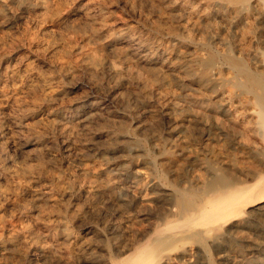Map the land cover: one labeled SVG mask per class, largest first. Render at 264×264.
<instances>
[{"label": "bare ground", "instance_id": "1", "mask_svg": "<svg viewBox=\"0 0 264 264\" xmlns=\"http://www.w3.org/2000/svg\"><path fill=\"white\" fill-rule=\"evenodd\" d=\"M78 1L0 0V264H264V0Z\"/></svg>", "mask_w": 264, "mask_h": 264}, {"label": "rangeland", "instance_id": "2", "mask_svg": "<svg viewBox=\"0 0 264 264\" xmlns=\"http://www.w3.org/2000/svg\"><path fill=\"white\" fill-rule=\"evenodd\" d=\"M108 1H109L108 2V5L111 4V5H109L110 8H112L114 11H116L120 15L122 14L121 16L124 19H126L128 21V19L131 18V19H129L128 22H133V21L134 22H137V24H138L137 26L139 28L140 27L143 28L141 26V25H143V23L140 20L141 19L140 17L145 14V11L144 10L138 9V8H133V9H130V11H129V9L126 7V4H125V1L126 0H117V1L116 0H108ZM84 4H85V1H82V0H80V1L77 2V5L79 7H81V8H83L85 6ZM123 5H124V7H123ZM134 9H136V10H134ZM102 78H103V80H102ZM102 78L98 79L97 81H93L91 83L88 82V80H87V78L85 77L84 74H81V75H79V76H77L75 78H64L61 81L62 82L61 83V89H62V92H63L64 97H65L64 98L65 99L64 100V107H65V109L66 110L68 109L69 111H71V114L72 115H74V114L77 115L76 112L83 113L85 111H88V108H89L90 103H92V102H94L96 100L95 101V105H98L99 104L98 105L99 107L96 106L95 108L98 109V110H101V108H103L104 109L103 111H105V112H100L101 114L110 113L113 116H115V117H117L119 119H122L123 122H127L128 124H131V125H134V126L137 123H139V122L147 121L149 111L150 110H154L155 109V106H156L155 102L152 101L153 99H150V98H147L146 99L145 98V100L142 102L143 105L141 104V102L135 103V104L130 102V104L132 106L131 107L132 109H130V110L128 109L127 112H125V111H123L120 108V105L119 104H116L115 102L112 101L114 95L117 94V92H116V85L113 82L112 83L109 82V81H106L105 82L104 77H102ZM100 80H101V82L103 81L102 82L103 84L101 82H99ZM84 84H86V85H84ZM87 97H91L90 100H88V102L86 100ZM111 101L113 102V104H112ZM75 108H76V110H75ZM82 108H83V111H82ZM143 111H144V113H143ZM116 115H118V116H116ZM151 116L152 115H150V117ZM161 122H162L161 121V118H158V121H157V118H156V125H157L156 127L157 128H159V127L162 128L163 127V122L162 123ZM90 136H92V134H90ZM29 141H30L29 138L24 137L22 135L19 142H20V145L21 146H23V145L26 146V143L29 142ZM58 144H61V142L59 141ZM97 144H99L100 147H101V144L100 143H97ZM99 145H97V147H99ZM26 148L29 149L31 147H26ZM111 162L116 163L118 161L117 160H112ZM262 214L263 215H261L260 220L264 223V219H263L264 218V212ZM86 222H89V219H87V218H84L83 219L82 218L80 220V222H79L80 223L79 226L85 224ZM242 250H244V249H242ZM209 260H210V262L212 264H217L216 263L215 256H214V253H210Z\"/></svg>", "mask_w": 264, "mask_h": 264}]
</instances>
